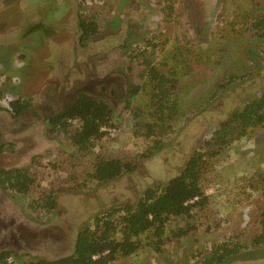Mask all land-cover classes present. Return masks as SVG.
<instances>
[{"label": "rangeland", "instance_id": "obj_1", "mask_svg": "<svg viewBox=\"0 0 264 264\" xmlns=\"http://www.w3.org/2000/svg\"><path fill=\"white\" fill-rule=\"evenodd\" d=\"M259 14L264 0H0V170L25 167L35 178L27 193L0 185V253L12 264L72 254L82 228L168 183L194 152L219 150L202 176L208 204L171 218L159 251L148 232L141 248L110 264H201L229 240L246 249L222 264H264V247L251 244L264 208V123L221 147L204 146L264 94V42L248 29ZM94 15L99 33L83 46L79 18ZM36 22L47 30L26 34ZM143 58L171 81L163 118ZM231 73L237 79L225 85ZM131 84L142 89L127 107ZM81 91L115 111V126L87 150L46 125ZM19 98L30 107L16 117L10 102ZM97 158L137 165L100 183L91 178ZM48 193L53 210L40 206Z\"/></svg>", "mask_w": 264, "mask_h": 264}, {"label": "trees", "instance_id": "obj_2", "mask_svg": "<svg viewBox=\"0 0 264 264\" xmlns=\"http://www.w3.org/2000/svg\"><path fill=\"white\" fill-rule=\"evenodd\" d=\"M254 11L256 10L244 11L243 16L247 17L249 13L253 15ZM253 19L248 29L253 30L254 35L264 42V15H256ZM43 26L41 23H33L26 34L40 29L46 31L47 28ZM79 27L81 31L80 43L86 46L89 40L99 33L100 24L95 15L81 16ZM123 49L126 53L127 46H124ZM151 63L152 60L149 58H143L142 64L146 68L150 66V70L148 69L149 81L154 89L152 95L155 99L153 104L156 107V113H159V118H163L166 109L171 108L169 105H164V102H168L166 100L171 95L168 90L169 87L166 86L171 81L165 74L158 72L156 66H152ZM236 79L237 75L231 73L227 83L224 84H231ZM141 89V85H130L127 93V107H130L132 100L135 99ZM27 107H30V103L21 98L10 102L11 111L16 117L21 115ZM114 120L115 111L104 97L81 91L73 102L56 114L48 115L46 125L51 134L61 133L78 149L87 150L108 134L106 129L115 126ZM76 121L80 125L73 128V123ZM263 123L264 94L258 99L250 100L241 110L235 111L233 118L216 129L212 138L205 142L204 146L217 145L221 147L235 138L248 134L250 130L261 126ZM148 126L150 133H156L154 131L155 126ZM161 142V140H157L155 148L161 149ZM218 152L219 150L194 152L182 165L179 173L171 178L168 183L163 186L149 187L135 205L127 204L118 209H111L96 220L94 227L85 226L82 228L77 235L72 254L51 260L36 259L23 264H110L121 257L135 253L141 248V236L148 232H151L155 239L152 245L159 251L164 242L163 236L166 234V225L171 218H190L194 209H201L208 204V195L202 187V176L207 164L206 158H212ZM153 154L154 152L149 151L139 156L149 158ZM136 165L137 162L120 158H97L91 178L104 183L118 178L124 172L134 171ZM34 183V176L25 167L0 170V185L2 187L13 189L18 193H27ZM41 201L43 202L40 205L42 209L53 210L57 207L56 196L52 193L44 194ZM259 225L258 232L251 240L252 246L256 248L264 247V208ZM117 234H120V237H117ZM183 234L184 231L175 233L179 237ZM245 249L246 245L241 240L226 241L215 246L204 257L201 264H222L229 257L243 253ZM10 257L9 252H1L0 264H12L9 263Z\"/></svg>", "mask_w": 264, "mask_h": 264}, {"label": "built area", "instance_id": "obj_3", "mask_svg": "<svg viewBox=\"0 0 264 264\" xmlns=\"http://www.w3.org/2000/svg\"><path fill=\"white\" fill-rule=\"evenodd\" d=\"M9 263H11V261H9Z\"/></svg>", "mask_w": 264, "mask_h": 264}]
</instances>
